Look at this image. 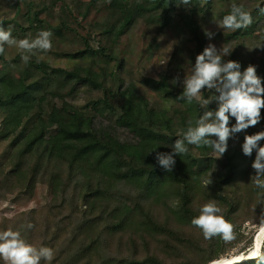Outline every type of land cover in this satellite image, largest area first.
<instances>
[{
	"label": "trees",
	"instance_id": "obj_1",
	"mask_svg": "<svg viewBox=\"0 0 264 264\" xmlns=\"http://www.w3.org/2000/svg\"><path fill=\"white\" fill-rule=\"evenodd\" d=\"M232 3L245 5L253 23L222 29V44L233 49L224 59L240 62L242 71L251 63L264 77V14L257 7L264 0H191L190 8L179 0H0V26H11L16 39L49 30V55L70 60L66 67L56 65L38 51L24 64L21 51L7 45L0 55V201L27 205L3 216L0 231L11 228L26 243L51 248L53 259L40 264H168L153 251L135 254L136 244L156 235L167 237L164 252L181 264H209L232 248V256L246 255L261 206L250 183L255 151L242 153L245 132L229 139L221 158L189 145L172 172L154 159L155 151L170 152L188 121L202 114L196 101L179 99L182 83L171 81H182L208 44L204 18L222 19ZM173 19L184 32L187 55L172 45L155 75L146 74L147 65H131L121 38L139 20L163 33ZM65 33L75 37V48L56 42ZM202 96L211 99L213 93L204 90ZM208 107L214 110L216 103ZM260 130L264 119L247 134ZM199 199L219 202L235 225V240L203 238L191 224ZM183 227L196 235L181 233Z\"/></svg>",
	"mask_w": 264,
	"mask_h": 264
},
{
	"label": "clouds",
	"instance_id": "obj_2",
	"mask_svg": "<svg viewBox=\"0 0 264 264\" xmlns=\"http://www.w3.org/2000/svg\"><path fill=\"white\" fill-rule=\"evenodd\" d=\"M185 6L191 0H179ZM258 7L260 14H264V7ZM218 28L237 31L245 29L253 23L251 11L245 5L232 3L228 14L220 20L212 21ZM204 35L211 41L215 33L208 29ZM53 33L41 30L35 38L31 34L23 39L12 36L11 26L6 30L0 26V55L5 53V45L16 46L21 51V59L28 64L38 51L47 52L52 47ZM232 50L226 45L219 48L209 42L195 57L189 73H185L183 80L177 76L171 83H182L183 91L179 99L188 104L196 101L203 109L201 115L188 121L187 128L182 137L175 140L170 152L155 151L156 164L167 172H172L176 157L187 155L189 145L196 148H208L221 158L227 151L229 139L235 138L238 133L245 132L241 145L245 156L255 158L251 164L254 174L250 175V183L257 192L256 205L261 206L258 229L264 230V130L247 134L250 127H256L264 116V77L257 74V66L248 64L241 70V63L235 60H225ZM204 90L213 93L211 99L202 96ZM216 103L214 110L209 109L211 103ZM234 119V123L232 120ZM153 152V151H152ZM212 180L208 181L210 185ZM191 224L200 229L205 240L220 237L225 243L236 239L235 225L224 215V209L215 199L207 200L198 208V215L194 216ZM31 227V225H29ZM251 248V247H250ZM249 248V249H250ZM245 255V260H254L256 264H264V246L253 247ZM53 250L46 246L39 248L25 242L19 231L11 228L0 231V259L5 264H40L43 259L50 262L53 259ZM209 264H242L232 257H221L209 261Z\"/></svg>",
	"mask_w": 264,
	"mask_h": 264
},
{
	"label": "rangeland",
	"instance_id": "obj_3",
	"mask_svg": "<svg viewBox=\"0 0 264 264\" xmlns=\"http://www.w3.org/2000/svg\"><path fill=\"white\" fill-rule=\"evenodd\" d=\"M181 4V3H180ZM102 6V2H97L96 7L99 8ZM184 8H190V5H183ZM218 19L214 15L206 16L204 18V24L202 25L203 29H208L210 31H213L215 33L214 38L209 41L208 43H214L217 48H219L223 43V34L222 29L218 28L217 25H215L212 21ZM155 25H146L142 20H139L136 22L132 28L125 34L121 40V50L124 53L125 56H127L130 60L131 65H147V71L146 74L155 75V71L158 72L161 67L166 65V61L171 57L173 52V46L179 48L181 50V53L183 57L187 55L186 48L184 46L185 43H187V40L183 38L184 32L182 31V28L178 21L174 20L170 23L169 27L163 32L159 33L154 29ZM65 37L63 39H57L56 42H61V44H64L67 49H73L75 48L78 43L74 42L76 41L75 37L71 36L69 33L64 34ZM21 36V34H20ZM72 37V39H71ZM45 58H48L49 61L53 64L60 65V66H68L70 64L69 59H65L64 57L55 56L54 54H50L48 52H45ZM165 55V56H164ZM164 58H161L163 57ZM90 58H86L85 61L89 60ZM165 59V62L163 63L162 60ZM84 63V61L82 60ZM79 63L78 61H73L72 64ZM163 63V64H161ZM252 174L253 171H252ZM12 199V198H11ZM201 199H199L198 202H196V207H200L204 204ZM27 208L26 206H21L17 203H14L12 201H0V220L3 216L7 218H11L13 215H17L19 211L24 210ZM156 213L160 220H163L165 212L160 208H156ZM247 217L246 214L240 215L239 219L243 220ZM246 225V224H245ZM244 225V226H245ZM258 227L252 226L249 228V233L252 235ZM180 232L185 235H196V230H191L187 227L180 228ZM262 233L263 230H257L253 241L251 243V247L255 244V240L257 236ZM263 235L260 234L259 236V242L261 244ZM166 236L163 235H156L154 237H147L146 238V245L142 241L139 244L135 245L136 252L135 254L138 256L144 255L147 251H153L156 252L160 258L164 259L166 263L168 264H181L182 260L180 258L174 257L170 253L164 252V242L166 240ZM175 243V242H174ZM175 245H178V242H176ZM261 246V245H260ZM237 248H232L230 251H228L226 254H224L223 257H231L232 253L235 252ZM250 250V249H249ZM249 253V251H248ZM245 259V255H242L238 261H243Z\"/></svg>",
	"mask_w": 264,
	"mask_h": 264
},
{
	"label": "bare ground",
	"instance_id": "obj_4",
	"mask_svg": "<svg viewBox=\"0 0 264 264\" xmlns=\"http://www.w3.org/2000/svg\"><path fill=\"white\" fill-rule=\"evenodd\" d=\"M260 234H262V235H263V237H264V230H263V232H262V233L260 232ZM260 234L257 236V238H256V240H255V244H254V245H255L256 247H258V248H259V247H260V245H261V244H260V242H259V240H258V239H259V236H260ZM263 237H262V239H263ZM251 248H252V247H251ZM251 248H250V249H251ZM242 255H244V254H238V255H235V256H231V257H232L234 260L238 261V260H239V258H240Z\"/></svg>",
	"mask_w": 264,
	"mask_h": 264
},
{
	"label": "water",
	"instance_id": "obj_5",
	"mask_svg": "<svg viewBox=\"0 0 264 264\" xmlns=\"http://www.w3.org/2000/svg\"><path fill=\"white\" fill-rule=\"evenodd\" d=\"M243 260H245V259H243Z\"/></svg>",
	"mask_w": 264,
	"mask_h": 264
}]
</instances>
